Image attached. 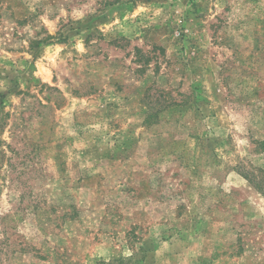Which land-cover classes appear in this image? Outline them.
Returning <instances> with one entry per match:
<instances>
[{"label": "rangeland", "instance_id": "374dc122", "mask_svg": "<svg viewBox=\"0 0 264 264\" xmlns=\"http://www.w3.org/2000/svg\"><path fill=\"white\" fill-rule=\"evenodd\" d=\"M0 264H264V0H0Z\"/></svg>", "mask_w": 264, "mask_h": 264}]
</instances>
